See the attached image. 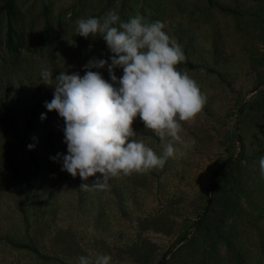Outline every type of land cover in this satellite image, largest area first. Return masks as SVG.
<instances>
[{"label":"rangeland","instance_id":"obj_1","mask_svg":"<svg viewBox=\"0 0 264 264\" xmlns=\"http://www.w3.org/2000/svg\"><path fill=\"white\" fill-rule=\"evenodd\" d=\"M11 1L18 7L11 44L9 19L0 11V264H79L80 256L97 254L111 255L112 264H157L163 256L165 264H264V0ZM109 10L123 22L136 15L164 22L187 58L179 70L200 84L207 103L183 125L185 141L195 142L181 149L183 156L163 169L113 178L109 190L98 191L91 187L95 177L74 178L52 159L66 155L67 145L57 112L44 107L54 87L40 73L83 76L89 60L104 59L106 42L79 36L75 21ZM46 23L53 42L45 39ZM108 65L92 70L111 82ZM114 71L122 76V69ZM133 128L162 152L139 117ZM8 156L35 173L22 213ZM228 157L236 163L220 172L211 191L208 181Z\"/></svg>","mask_w":264,"mask_h":264},{"label":"clouds","instance_id":"obj_2","mask_svg":"<svg viewBox=\"0 0 264 264\" xmlns=\"http://www.w3.org/2000/svg\"><path fill=\"white\" fill-rule=\"evenodd\" d=\"M75 24L79 36L101 37L114 55L110 65L104 59L89 60L83 76L62 71L53 79L49 69L40 73L42 83L54 87L53 98L45 101L44 107L64 121L67 154L52 158L62 161L61 171L74 178L79 175L84 181L95 177L91 187L107 191L113 178L163 169L169 159L183 156L181 149H190L195 143L185 141L183 125L195 121L207 96L186 70H179L178 65L187 58L166 33V24L149 22L141 15L123 22L114 10L99 18H79ZM105 65L111 82L92 70ZM117 68L122 69L119 78L114 71ZM137 117L160 139L162 152L136 138L133 124ZM259 166L264 176V156ZM78 262L112 264V257L80 256Z\"/></svg>","mask_w":264,"mask_h":264},{"label":"trees","instance_id":"obj_3","mask_svg":"<svg viewBox=\"0 0 264 264\" xmlns=\"http://www.w3.org/2000/svg\"><path fill=\"white\" fill-rule=\"evenodd\" d=\"M0 11H4V13L6 14L7 18L9 19L8 21V33H7V42L9 44L12 43V38H13V34H15V29H16V25L13 22L12 18L14 17V15L18 12V7L14 5L13 1L11 0H6L5 2H3L0 5ZM44 29H45V39L49 40L50 42H53V37H52V27L49 23H46L44 25ZM88 52V51H87ZM104 54H103V58L106 60L108 58V54L111 52L107 45L105 44V48L103 50ZM34 108L33 111L34 112ZM58 115V113H57ZM59 117V115H58ZM62 124L64 125V121L61 117H59ZM25 128H29V122L26 124ZM236 163V159L235 157H228L225 160H223L220 165L218 166V168L213 172L212 176L210 177L208 184L210 187V190H214L218 184L219 178H220V174L222 173L221 171L228 168V167H232L234 164ZM7 169L11 172L12 177L14 178L15 182H16V186L19 189V191L21 192V194L23 195V198L20 199L19 204H18V209L19 211L22 213V204L26 201L28 195H29V183L31 178L34 176V171H30V170H25L22 171L20 170L17 166L14 165L13 162V158L11 156L7 157ZM221 172V173H220ZM208 205L211 204V199L209 198L207 201ZM205 210V209H204ZM206 211H203L200 216H199V221L201 222V220L203 219L204 215H205ZM7 244L12 245L15 248H27L30 249L32 252H34L35 254H41L39 252V250L32 244H26V243H22V242H18V241H14L12 238L10 237H5ZM43 256V255H42ZM157 264H165L164 261V256L158 261Z\"/></svg>","mask_w":264,"mask_h":264}]
</instances>
